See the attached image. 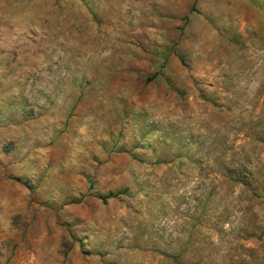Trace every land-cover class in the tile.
Here are the masks:
<instances>
[{
    "label": "rangeland",
    "instance_id": "1",
    "mask_svg": "<svg viewBox=\"0 0 264 264\" xmlns=\"http://www.w3.org/2000/svg\"><path fill=\"white\" fill-rule=\"evenodd\" d=\"M0 264H264V0H0Z\"/></svg>",
    "mask_w": 264,
    "mask_h": 264
},
{
    "label": "trees",
    "instance_id": "2",
    "mask_svg": "<svg viewBox=\"0 0 264 264\" xmlns=\"http://www.w3.org/2000/svg\"><path fill=\"white\" fill-rule=\"evenodd\" d=\"M117 194H118V193L114 192V193H109V194H106V195H103V196H101V195H96L95 197H96L97 199H100V200H102V201H105L106 199H110V198L116 197Z\"/></svg>",
    "mask_w": 264,
    "mask_h": 264
}]
</instances>
